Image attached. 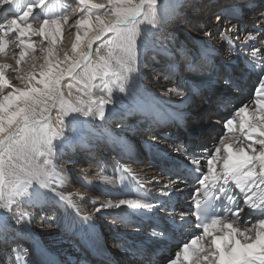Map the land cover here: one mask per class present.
<instances>
[{
  "label": "snow or ice",
  "instance_id": "obj_1",
  "mask_svg": "<svg viewBox=\"0 0 264 264\" xmlns=\"http://www.w3.org/2000/svg\"><path fill=\"white\" fill-rule=\"evenodd\" d=\"M75 3L74 24L77 31L71 50L76 55L70 58L65 53L61 60L52 58L54 48L51 45H55L63 25L68 24L69 29L72 27L69 16L62 14L71 4L62 5L60 12L50 14L46 11V0H27L26 7L22 0H0V5L7 12L0 17V52L5 50L7 37L9 44L15 43L20 48V59L16 60V65H19L26 51L34 49L32 36L40 37L41 41L47 37L50 42L46 48L41 46V51L46 53V67L39 72L38 79L36 75L29 74L24 87H14L4 74V69L9 66L0 64V220H3L0 224V250L7 253L9 264H36L29 259V249L20 242L24 233L31 230L34 216L24 206L43 211L53 201L60 206H63L62 201L71 205L70 196L56 193V183L58 180L62 182L61 173L68 171L67 165L73 163L71 159L65 160L66 167L60 173L54 171L49 159L44 161L43 166L34 168L25 167L17 161L27 159L29 155H59L55 150L68 140L64 134L66 124L68 127L85 126L94 123L97 117L102 122L106 121L109 113L105 111V106L115 103L112 89L126 92L133 87L134 76L140 73L139 57L136 55L139 50L137 37L143 34L146 26H151L149 30H158L168 15L167 7L158 4V0H75ZM261 7H264V2ZM36 9H39V13H36ZM40 15H50L51 18L41 20ZM30 17L33 21H39L38 27L28 23ZM258 20L259 23L254 24L251 30H242L238 24H230L219 32L220 40L228 44V61L233 56H243L249 68L257 71L258 85L253 93L256 97L255 110L249 111L246 104L234 107V111L222 121L223 130L231 135L227 138L221 136L211 148L201 147L199 152L188 151L183 146L173 148L174 152L184 155L197 184L193 203L187 212L180 213L181 225L191 227L195 223V230L199 234L189 233L191 238L176 245L178 250L174 256L164 258L166 264H264V12ZM216 21L218 26L222 17L217 15ZM80 29H83V35ZM200 31L208 38L214 34L211 30L204 31L203 27ZM13 34L16 40L11 39ZM102 38L104 42L96 50L98 62L93 64L89 59L93 43ZM78 48L85 50L78 52ZM104 50L106 55H100ZM210 55V50L205 49L198 60L194 59L191 63L206 66ZM84 62H87L85 76L90 74L91 79L97 76L109 79L110 83L104 84L107 99L101 97L87 105L82 101L65 99L63 88L69 89L70 96L73 88L71 81ZM116 67L119 73L112 80L109 73ZM211 69L217 72L218 81L222 80L225 85L233 83L226 66L217 69L211 65ZM12 70L18 71L17 68ZM165 78L171 81L172 86L159 94L152 93L148 102L134 104L120 112L119 126H123L126 116L134 113L152 120L157 113V105L169 102L172 96L187 99V85L174 77V66H169ZM18 79L24 81L23 76ZM66 79L69 82L65 85L63 81ZM196 94L200 95L201 92L197 90ZM216 100L226 103L223 94L217 95ZM55 108L60 112L58 126L51 128L47 124L50 118L48 113ZM109 112L117 114L114 109H109ZM237 117L238 126L235 124ZM184 119L181 113L175 117V122L179 125ZM240 137H243L242 141ZM54 139L58 141L57 144H53ZM110 142L118 144L121 138L111 137ZM41 149L45 151L41 153ZM205 160L206 170L202 164ZM168 171L170 175L175 174L178 180L184 179L179 171ZM104 179L108 180L107 177ZM233 184L239 194L231 190ZM171 186L175 187V182ZM55 196H59V199L56 200ZM240 197L243 206L240 205ZM122 206L147 211L156 207L141 200L121 199L116 203L109 200L95 211L121 209ZM81 219L91 222L92 217L86 215ZM170 219L173 224L176 223L175 214ZM10 220H14L18 227L13 228ZM249 224L251 227H247ZM241 226H244L243 231ZM250 232H254V235H250ZM153 235L157 233L154 231ZM0 264H3L2 259Z\"/></svg>",
  "mask_w": 264,
  "mask_h": 264
},
{
  "label": "bare ground",
  "instance_id": "obj_2",
  "mask_svg": "<svg viewBox=\"0 0 264 264\" xmlns=\"http://www.w3.org/2000/svg\"><path fill=\"white\" fill-rule=\"evenodd\" d=\"M26 1L22 0L25 7ZM52 2L53 0H46L47 5H52ZM95 2H104V0H95ZM262 2L264 0H158V4L167 7V18L158 30H149L151 26H146L143 34L137 37L139 50L136 55L139 57L140 73L138 76H134L133 87L126 92L121 93L116 88L112 89L115 103L105 106V111L109 113L108 119L102 122L97 117L94 123L85 126L68 127L66 124L64 134L68 136L69 141L59 145L58 149L55 150L58 151L59 155H29L27 159L17 161L25 167L34 168L43 166L44 161L49 159L54 165V171L60 173L66 164L65 162L59 164L57 159L63 157V154L68 155L70 153L69 159L73 163L67 167L80 166L78 172L69 175L68 171L61 173L63 180L62 182L58 180L56 183V193L66 197L70 196L71 205L67 201H62L61 205L63 206H60L53 201L43 211L39 208L24 206L29 212H42L40 216L44 219L45 225L53 226L48 229L36 230L33 229L31 223V231L35 233L32 234V241L26 233L29 231L24 233V238L20 242L24 248L29 249L30 260L36 264H95L99 258H91L89 254L95 247L102 251L100 248L103 247V242L106 244L105 248H108L106 253L110 259V264H144L143 261L125 259L120 253L118 255L113 246L114 240L126 243L125 238L128 237L140 244H148L151 240L158 241L160 231L157 228L161 227L162 230L168 232V223L172 221L170 216L175 214L176 220H179L180 213L187 212V207L191 203L194 189L197 186L195 178L184 177L183 180H178L176 175L163 172L165 165L162 160L151 157L161 154V157L168 161L169 164L167 165H175L183 168V171L189 170L191 172V166L185 160L184 155L173 151L175 146H183L188 151L197 152L200 151L201 147L211 148L214 143L219 142L221 136L227 138L231 135L223 130L222 121L234 111V107L246 104L249 111L256 108V97H251L249 92L252 87L250 79L257 73L249 71L245 65L244 57L238 56L239 58L234 65L228 68L233 83L225 85L222 80L218 81L217 72L211 69V65H215L217 69L222 66L219 65V62L222 64L220 58L225 54L223 45L220 44L221 47L213 50L216 52H210L208 65L201 66L199 63H191L194 59L198 60L199 54L205 49L195 51L194 48L187 49L183 45V41L177 43L180 28L183 29V32H194L197 27L211 22L213 32L218 37L221 26H217L216 16L220 15L222 22L218 25L223 23L225 25L224 30L230 24H238L242 30H251L254 24L259 23L258 17L264 12V7H261ZM68 4L72 6L62 14L69 16V24L72 27L69 29L68 24L63 25L61 35L57 37L55 45H51L54 48L52 58L61 60L65 53L70 58L76 55L72 52L71 45L77 31L74 24L76 18L74 10L77 8V4L75 0H66L63 5ZM53 7L54 10L50 14L60 12L61 7L58 2ZM190 8L194 9L193 13L188 12ZM35 11L39 13L37 9ZM6 14V8L0 5V17ZM101 14L103 15V12ZM39 18L44 19L41 16ZM28 23L38 27L39 21H33L30 17ZM80 31L83 35V29ZM193 32L182 33V35L185 37ZM32 38H34V49L26 52L19 65H16V60L20 59V48L15 43L9 44L7 37L5 50L0 52V64L9 66L4 69V74L14 87H24L28 82L29 74L36 75L38 79L39 72L46 67V53L41 51V46L46 48L50 42L47 37L43 38V41L38 36H32ZM11 39L16 40V36L13 34ZM240 39H243V35L240 36ZM96 42L94 41L93 45ZM197 43L200 44V41L197 40ZM202 44H205L204 40L200 45ZM222 44L228 47L227 42ZM236 46L239 47L238 44ZM82 50L85 49L78 48L77 51ZM89 59L93 64L98 62L96 50L93 51V48ZM86 64L87 62L82 63L81 69L77 70L75 76H80L84 72ZM170 65L174 66V77L187 85L185 89L187 99L172 96L169 102H162L157 105V113L152 120L145 118L140 113H134L126 116L123 126H119L120 112L126 111L134 104L148 102L152 93L159 94L167 87L172 86L171 81L166 78L163 79L165 83L161 84L163 86L154 87L152 85L158 84L161 75L166 77ZM13 68H17L18 71H13ZM181 69H183L182 73L180 72ZM113 71H115L114 75ZM118 73L119 68L116 67L112 69L109 76L115 80ZM193 73L206 75L203 79L206 81L208 90L197 83L198 79ZM20 76L24 77L23 82L18 79ZM86 78L85 98L88 100H98L101 97L108 98L104 86H101L103 82L107 83V78L102 80L100 76H97L96 79H91L90 74ZM152 78L156 80L159 78V80L150 82ZM67 81L66 79L63 83L66 85ZM74 81L83 87L81 84L84 81L83 83L76 81V79ZM197 90L201 92L200 95L196 94ZM63 91L65 99H73L69 96L67 87H64ZM77 91L83 93L80 89L75 90V92ZM220 94H223L226 103H219L216 100V96ZM188 99L191 105L189 108L184 107ZM81 101L85 105L89 103ZM109 109H114L117 114L113 115ZM55 111L60 114L58 108L52 109L48 113L52 122L48 121L47 124L51 128L58 126L53 117ZM181 113L185 119L182 124L178 125L175 122V117ZM203 116L210 118L214 124H210L209 120L204 119ZM193 120L196 121V126L192 124ZM238 123L239 118L237 117L236 126ZM187 125L191 131H188ZM75 128L78 129V133L70 139V135L76 130ZM111 137H120L121 142L114 144V146L111 142L106 143ZM153 137L158 140L157 142L161 146L156 145ZM240 140L242 141L243 137H240ZM55 141L56 139L53 140V144ZM239 142L237 141V143ZM256 147L258 148L259 145ZM44 151L41 149V153ZM222 154L223 152H221ZM202 164L206 170V160L202 161ZM48 171L51 172L53 169H48ZM104 177H107L108 180ZM131 177L140 180L144 185L143 189H138ZM172 182H175V187L171 186ZM70 183L76 184L78 187H74ZM121 184L124 185L123 189H119ZM231 190L239 194V190L235 189L233 185ZM87 195L90 197V205L92 206L90 212H86L88 209L84 201ZM55 199L58 200L59 196H55ZM121 199L141 200L144 203L154 204L156 207L151 211L143 209L125 210L123 206L121 209H102L99 213L95 211L96 208L109 200L116 203ZM240 204L243 206L242 197H240ZM86 215L92 217L91 222H85L81 219ZM132 216H136L135 218L144 227L139 228L138 225H134ZM245 218L247 219V217ZM2 223L3 220H0V224ZM9 223L13 228L18 227L14 220H10ZM112 223H115L116 227L110 226ZM247 227H251V224ZM241 230H244V226H241ZM154 231L157 233L156 236L153 235ZM249 234L254 235V232ZM64 240L71 243V247L70 244L68 247L74 252L71 254L75 257L64 251L67 248ZM177 250L176 246L170 249L172 256ZM68 252L70 251L68 250ZM97 252L99 253V251ZM165 256L164 253L160 255L162 264H166ZM0 259L3 260V264H9L7 253H3L2 250H0Z\"/></svg>",
  "mask_w": 264,
  "mask_h": 264
},
{
  "label": "rangeland",
  "instance_id": "obj_3",
  "mask_svg": "<svg viewBox=\"0 0 264 264\" xmlns=\"http://www.w3.org/2000/svg\"><path fill=\"white\" fill-rule=\"evenodd\" d=\"M100 1V0H99ZM103 1V0H102ZM57 2L59 3V5H60V7L64 4V2H66V0H53V2H52V5H50V4H48V9L46 10V11H49V12H52L53 10H54V7H53V5H55V4H57ZM26 3H27V1H26ZM38 11H39V9H37ZM67 11V10H66ZM103 12V11H102ZM101 12V13H102ZM188 12H190V13H193L194 12V9L193 8H190V9H188ZM38 13V12H37ZM42 18H48V17H50V15L49 16H44V15H40ZM10 17V16H9ZM212 25L213 24H211V22H210V24L209 23H207L206 25H203V26H201V27H197L195 30H194V32L193 31H189V32H193V33H191L190 35H186L185 37L182 35V33H184V34H188L189 32H183V29L182 28H180V31H179V33L180 34H178V40H177V43H180V42H182L183 41V45L187 48V49H192V48H194L195 49V51L196 50H200V49H209L210 50V52L211 53H213V52H216V51H213L215 48H219V47H221V45H223V48H225L224 49V52H225V54H224V56H222V58H220V61L222 62V64H220V62H219V65H222V66H226L227 67V69L230 67V66H233L234 65V63L238 60V56H233V58L231 59V61L229 62L228 61V58H227V53H228V47L226 46V45H224V44H222L223 42L220 40V38H219V36L218 37H216V34L214 33L213 34V36L211 37V38H208V37H205L204 35H203V31H200V29L203 27V29H204V31H209V30H211V31H213V28H212ZM218 26H221L220 27V31L219 32H221L222 30H224V24L223 23H221L220 25H218ZM217 27V26H216ZM219 28V27H218ZM34 40V38H32V41ZM197 40H199L200 41V44L202 43V40H204L205 41V44H202V45H200V44H198L197 43ZM103 38H102V40L101 41H97L94 45H93V51L94 50H97V47L98 46H101L102 44H103ZM221 44V45H220ZM32 49H29V50H27L26 52H30ZM100 55H106V50H104V51H101L100 52ZM99 59V58H98ZM182 71H183V69H181V73H182ZM228 71H229V69H228ZM114 72L115 71H113V75H114ZM193 75H195L196 77H197V79H198V81H197V83L199 84V85H201V87H204V88H207V85H206V81L203 79L204 78V76H206V75H203V74H194L193 73ZM213 75V74H212ZM149 76H152V75H149ZM148 78V77H147ZM160 81H158L159 80V78H158V80H156L155 78H152V79H150V82H154V81H158V84H152L154 87H159V86H163V85H161V84H164L165 83V81L163 80L164 78H165V76L164 75H161L160 76ZM75 79H76V81H78V82H82L83 83V81H84V83L83 84H81V85H83V87L82 86H79L78 85V83L77 82H75L74 80H72L71 81V83L73 84V88L71 89V95H70V97L71 98H73L72 100L73 101H81V100H83V101H87V102H90V101H93V100H88L87 98H85L84 97V90H86L85 89V85H87V78H86V76L84 75V72H82L81 74H80V76H75ZM106 79V78H105ZM103 80V79H102ZM147 80V79H146ZM200 80V81H199ZM148 81H149V79H148ZM69 81H67V83H68ZM107 83H110V81H109V79L107 78ZM104 84H106V83H104L103 82V84H101V86L103 87L104 86ZM76 89H80V91H83V93L81 94L79 91H77V92H75V90ZM69 90V89H68ZM207 90H208V88H207ZM254 91H255V88L252 90V92L250 91L249 92V94L251 95V97L253 96V98L255 97L254 95H253V93H254ZM185 92H186V90H185ZM243 93H244V91H242ZM191 105H190V100L188 99V101L184 104V107H187V108H189ZM59 116V114L58 113H56V111L53 113V117H54V119L56 120V122H57V117ZM203 118L204 119H208L209 120V122H210V124H214L213 122H211L210 120V118H207L206 116H203ZM48 121H50V122H52V119H51V117L49 118V120ZM48 121H47V123H48ZM192 124L193 125H195L196 126V121L195 120H193L192 121ZM219 125V124H218ZM48 126L50 127V125L48 124ZM186 128L188 129V131H191V128L187 125L186 126ZM76 129V128H75ZM194 129H197V128H194ZM219 129V128H218ZM78 129H76L71 135H70V139L74 136V135H77V133H78V131H77ZM217 135H220V134H217ZM109 140V141H108ZM107 141H106V143H110V138L108 139ZM67 141H69V140H67ZM71 141V140H70ZM72 141H74V139H72ZM93 141H95V140H93ZM57 140L55 141V144H57ZM109 146V145H108ZM112 146H114V144L112 145ZM174 147V146H173ZM58 149V148H57ZM170 149V148H169ZM111 151V150H110ZM69 157H71V155H70V153L67 155V154H63V157H58V162H59V164L60 163H63V162H65V159H69ZM87 163V162H86ZM79 167L80 166H78V165H72V166H70L69 168H68V175L69 174H71V173H73V172H78V169H79ZM121 181V180H120ZM70 184H72L74 187L75 186H77L76 184H73V183H70ZM120 184V183H119ZM122 185V186H121ZM120 186H119V189H123L124 188V185L123 184H121ZM78 187V186H77ZM123 187V188H122ZM80 189H81V187H79ZM84 201H85V204L87 205V211L86 212H90L91 211V209L90 208H92V206L90 205L91 203H90V197L87 195L85 198H84ZM123 208L125 209V210H128V208L126 207V206H123ZM34 213V216H33V218H32V220H31V223L33 224V229H36V230H41L42 228H45V229H48V228H50V227H53L52 225H45V221H44V219H42L41 218V216L40 215H42V212H39V211H36V212H33ZM103 216V215H102ZM40 218V221H38V219ZM112 219V218H111ZM110 226H115L116 227V224L115 223H112ZM55 228V227H54ZM105 228V227H104ZM56 229V228H55ZM56 231L59 233V231L56 229ZM27 234H28V236L29 237H31V241H32V234H35L33 231H29V233H30V235H29V233L28 232H26ZM60 234V233H59ZM65 241V240H64ZM66 246H67V248L64 250L65 252H67V253H69V254H71V253H74V252H72V250H71V243L69 242V243H67L66 241H65V243H64ZM68 244H70V247H68ZM70 251V252H68V250ZM72 255V254H71ZM73 256V255H72ZM73 257H75V256H73Z\"/></svg>",
  "mask_w": 264,
  "mask_h": 264
}]
</instances>
